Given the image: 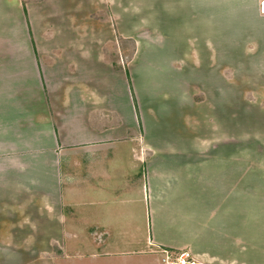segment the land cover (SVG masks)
I'll return each mask as SVG.
<instances>
[{"label": "crops", "instance_id": "obj_1", "mask_svg": "<svg viewBox=\"0 0 264 264\" xmlns=\"http://www.w3.org/2000/svg\"><path fill=\"white\" fill-rule=\"evenodd\" d=\"M262 1L0 0V264H160L162 249L264 264V149L234 132L239 63H264ZM144 60L182 126L163 95L139 98ZM107 162L126 213L66 227L64 184L87 193Z\"/></svg>", "mask_w": 264, "mask_h": 264}, {"label": "rangeland", "instance_id": "obj_2", "mask_svg": "<svg viewBox=\"0 0 264 264\" xmlns=\"http://www.w3.org/2000/svg\"><path fill=\"white\" fill-rule=\"evenodd\" d=\"M132 49L133 44L131 42H127L126 53L129 57L131 55ZM145 62L146 61L144 60L138 63L137 68L140 72L137 76H135L136 88L138 90L139 98L142 99L144 104H156L160 102L159 100H162L159 94L163 95L165 97L164 101L168 102L166 107L171 108L172 111H174L172 120L176 125L182 126L183 108L181 106L174 107L175 104L174 99L172 98L173 95H166L163 93L168 91L173 93V82L171 81L170 85L169 81L161 75L156 77L155 73L151 72ZM239 64L241 69L239 70V75H237L235 78V85L239 90L236 98L239 102V105L237 104L236 109L234 110V119L237 124V126H234V132L240 134L241 140H243V138H250L253 141L255 140V143L250 141L249 144L245 141H241V149H247L250 147L251 149L256 148L258 150H263L264 63H251L250 65L255 66H251L250 70L242 68L247 63ZM182 66V63L181 65L180 63H177V67ZM211 78L216 80L214 77ZM181 84H183V81ZM231 112L232 111H225V118L230 119L228 113L231 114ZM231 131V127L225 125V133H230ZM101 171H104V173L101 174ZM101 171L97 170L94 175L95 178L90 181V185H94L93 188H90V190L85 194L82 193L81 189H79L77 198L72 196V190L69 188L71 187V184H64L63 196L66 202L64 206L66 227L71 228L73 225V228L75 227L76 229L86 230L89 227H94L100 216H121L126 213L127 205L125 204L124 194L127 192V190L122 189L124 188V183H126L125 175L123 173L116 172L113 165L109 162H107L105 165L104 170ZM131 175L132 173L129 170V173H127V178L131 179ZM132 179V183L134 185L137 183L139 187L140 174H135ZM132 209L133 215L135 216V223L138 227L137 231L139 232L140 230H143L142 239L144 237L143 241L145 242L147 229L145 206L143 203L135 201L132 205ZM120 225L121 224L117 223L116 221L110 223L113 231L119 229ZM96 233L97 230L91 234L93 235ZM112 244H115V247H119L123 244V239H119L117 242H113ZM163 251L164 250L162 249L160 252L159 261H161ZM144 256L147 257V255Z\"/></svg>", "mask_w": 264, "mask_h": 264}, {"label": "built area", "instance_id": "obj_3", "mask_svg": "<svg viewBox=\"0 0 264 264\" xmlns=\"http://www.w3.org/2000/svg\"><path fill=\"white\" fill-rule=\"evenodd\" d=\"M261 11L264 12V1L261 2ZM193 259L188 251L164 250L160 264H193Z\"/></svg>", "mask_w": 264, "mask_h": 264}, {"label": "trees", "instance_id": "obj_4", "mask_svg": "<svg viewBox=\"0 0 264 264\" xmlns=\"http://www.w3.org/2000/svg\"><path fill=\"white\" fill-rule=\"evenodd\" d=\"M132 44H133V42L132 41H130Z\"/></svg>", "mask_w": 264, "mask_h": 264}]
</instances>
